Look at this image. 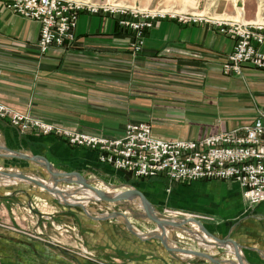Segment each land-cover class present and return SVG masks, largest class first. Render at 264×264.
Here are the masks:
<instances>
[{"label": "crops", "instance_id": "crops-1", "mask_svg": "<svg viewBox=\"0 0 264 264\" xmlns=\"http://www.w3.org/2000/svg\"><path fill=\"white\" fill-rule=\"evenodd\" d=\"M183 1L135 3L145 7L173 4L179 8L184 6ZM241 9L238 0H200L195 10L186 4L181 10L257 18L256 13L250 15L249 10L244 13ZM40 29L39 21L16 15L0 2V101L64 128L121 137L127 122L148 121L158 138L197 140L251 124L257 109L264 106V70L247 65L242 76L223 74L221 66L233 50L234 41L213 25L162 20L150 30L142 51L136 55L129 49L117 22L104 15L81 13L75 44L67 49L53 48L45 55L37 47ZM260 48L264 51V44ZM12 151L44 156L58 171L79 172L110 184L130 183L133 177L102 163L94 150L71 146L54 135L22 133L0 119V264H98L77 260L67 249L55 245L50 236L43 240L22 229L35 230L47 218L42 215L39 219L46 212L59 224L58 228L77 218L86 224L87 241L99 259L112 261L121 257L132 258L135 264H166L164 260L157 262L154 254L166 260L171 257L165 249L161 250L160 240L150 235L159 230L155 222L135 224L130 220L135 232L141 229L148 236L134 234L123 217L98 218L117 210L107 209L101 214L74 204L77 200L66 199L71 202L66 204L65 196L74 199L59 186L66 182L58 185L63 193L55 196L31 181L2 173L23 171L52 183L49 172L50 182L23 168L32 163L47 169L43 160L12 156ZM149 179L154 178L144 180ZM158 181L173 201H189L197 210L224 219L213 226L219 231L232 232L229 225L233 223L246 258L252 264L263 263L264 202L249 206L235 181ZM147 189L141 191L147 195L156 191ZM87 192L95 195L90 189ZM127 229L128 235H118ZM168 238L173 247L179 243ZM230 247L240 253L236 246ZM180 253L172 254L170 264L193 263L192 254ZM72 257L77 260L75 263L70 260ZM198 259L210 263L208 259Z\"/></svg>", "mask_w": 264, "mask_h": 264}, {"label": "built area", "instance_id": "built-area-1", "mask_svg": "<svg viewBox=\"0 0 264 264\" xmlns=\"http://www.w3.org/2000/svg\"><path fill=\"white\" fill-rule=\"evenodd\" d=\"M12 13L41 24L37 47L41 55L53 48L67 49L76 42L81 13L104 15L117 22L134 55L142 51L151 29L162 20L183 24L206 23L234 41L221 66L225 75L242 74L247 65L264 70V22L243 21L210 13L172 8H142L115 0H0ZM199 2V0H198ZM198 7V4L197 6ZM0 119L20 132L54 135L69 145L98 152L99 160L135 178L163 177L170 183L199 180L238 182L249 206L264 202V106L254 121L197 140H165L153 134L148 121H129L121 137L64 128L54 121L22 112L0 101Z\"/></svg>", "mask_w": 264, "mask_h": 264}, {"label": "rangeland", "instance_id": "rangeland-1", "mask_svg": "<svg viewBox=\"0 0 264 264\" xmlns=\"http://www.w3.org/2000/svg\"><path fill=\"white\" fill-rule=\"evenodd\" d=\"M92 1H103V0H92ZM115 1L122 4L133 5L142 8H157V6L155 7L140 6L135 3V0H115ZM194 1L196 3L192 4ZM193 2L191 0H184L183 7H185V4L191 5V10H195L197 8L196 7L197 4L199 7L200 0L199 2L198 0H193ZM238 2H239V6L243 8L241 9L242 12L245 13V11L247 12L249 10L250 15L254 12L257 14V18L255 20L264 22V0H238ZM172 5L173 4H168L158 7L167 8V9L172 8L174 10L185 11V10H181L183 9V7L178 8ZM191 10H187V11L194 12ZM211 15L218 16L215 14H211ZM223 17H227V16H223ZM228 18L239 19L243 21H252L249 18H245V17L244 18L228 17ZM242 74L239 76H242ZM229 76H236V75H229ZM42 166H39L37 164L33 165L32 163H29V164H25L23 168L25 169L28 168V171H31V173L39 177L42 178L46 177L45 179H47V181L50 182L51 176L48 173L47 169ZM85 178L96 187L103 189L105 192L110 194L121 192L131 187L138 188L143 192L146 191L147 187L154 188L156 190L154 194L152 192H150L149 195L145 193V196L148 198L152 206L154 205L153 202H155V205L153 206L155 216L163 220L172 219L177 223L176 225L169 227L167 229L168 236H170L172 239H177V241H179V243L175 245L177 248L193 249V250L208 252L217 255L219 258L226 260L228 263L231 262L238 263L243 260L248 264H252L250 260L246 258L243 251V247L237 240V233H236L237 227L234 228L233 223L229 225L233 228L231 229L232 232L231 231L222 232L221 230L219 231L213 226L219 225L221 224V222L223 223V221H225L224 219L216 218L215 215L213 214L197 210L193 205L189 204V201L179 202V203L173 201L171 199L170 192L165 190L164 186H160V184L158 183L159 182L158 179L159 178L163 179V177H153L154 179L152 180L151 179L144 180V179L132 177L130 183H125V184H120V183L110 184L107 182H102L101 180L93 176H91L90 178L85 176ZM168 183L173 184L170 182ZM59 186L60 188H63V190H67V193H69L75 200L82 201L86 207L90 208L91 210L95 209V211H97L98 213L103 214L106 212L105 210L107 209H109L110 211L117 210L124 212L129 217L130 220L135 222V224H148L147 222L154 223V221L146 215L143 207V202L141 198L138 196H135L132 199L126 201L109 203L105 200H98V201L92 200V197L87 192V188L79 183H69V184L66 183ZM150 197L152 198V200H150L151 199ZM42 215L43 217H47V218L44 219V221H42V223L38 227H36L35 230L30 232V230L27 228H22V229H24L27 233H29L28 235L31 234L32 237H37L43 240H46V238L44 237L46 235L52 237L53 238L52 242L55 245H60L63 248L67 249L71 255L74 254L77 257L76 258L77 260L78 258L91 260L98 264H135L132 258L118 257V258H114V260L112 261L99 259L97 255L94 254L93 250L90 248L89 243L87 241V234L85 230L89 229V227H87L86 224H84L78 218L77 219L75 218L76 220H71L69 224H66L62 227L60 225L61 228H58L59 224L57 225L55 223L54 219H52V216H50V213L46 212V214H41L39 219L43 218ZM0 219L2 218L0 217ZM235 220L236 219H234L233 221ZM156 225L159 228L158 224ZM160 231L161 229L159 228L158 231H154V232H160ZM137 232H139L143 236H148L147 232H144L141 229H139ZM128 233L129 230L127 229L124 230L123 232H120L118 235L120 237H124L125 235H128ZM214 236L220 239H225V241L224 242L217 241ZM230 245L236 246V249H238L240 253L231 251ZM160 248L162 251L165 249L167 252H169L162 242ZM176 252L180 253V251H176ZM169 255L171 257L168 256L167 257L168 260H166V258H163L161 255H157V254H154V257L157 262L158 261L161 262V260H164L166 261V264H170L169 261L172 260L171 258L173 255L170 252ZM198 258L200 257L193 255L192 256L193 263L189 261L188 263L184 262L183 264H214L212 262L210 263L209 262L203 263L204 261L199 262L200 259ZM76 259L72 257L70 260L72 262L74 261L76 262L77 261ZM196 260L198 261L195 262ZM146 263L147 262H138V264H146ZM261 264H264V260L263 263Z\"/></svg>", "mask_w": 264, "mask_h": 264}, {"label": "water", "instance_id": "water-1", "mask_svg": "<svg viewBox=\"0 0 264 264\" xmlns=\"http://www.w3.org/2000/svg\"><path fill=\"white\" fill-rule=\"evenodd\" d=\"M12 153H13L12 156H17V157L19 156V157H23V158L28 159V160H33V161H38V162L43 160L44 165L47 167L48 172L52 176V183L48 184L47 182L43 181L42 179H39L33 175L27 174L23 171H20V172L2 171V173L9 175V176L21 177V178H24V180L31 181L36 185L44 187L45 189H47L48 191L53 193L55 196H58L57 193L63 192L58 186L61 182L79 183L81 185H84L87 189H90L91 191H93L95 193V195L91 196L92 200H94V201L105 200L108 202H120V201L130 200L135 196H139L143 202V207H144L146 215L150 219H152L156 224H158L159 228L161 229L160 232H152L150 235L158 238L171 254L175 255L176 251H181V252H184L187 254H193L194 256H198V257L208 259L210 262H212L214 264H244L243 260L238 262V263H236V262L228 263V262H225L224 260H222L221 258H219L217 255H214V254H211L208 252L193 250V249L177 248V247L171 246L169 244L167 229L169 227L176 225L177 223L172 219L163 220V219L155 216L153 206L151 205L148 198L145 196V194L141 190H138L136 188H131V189H128L125 191L115 193V194H110V193H107L104 190L94 186L91 182H89L85 178V176H83L79 172H62V171L56 170L55 168H53L52 164L48 161V159L44 156H41V155L30 156L27 154H20L16 151H12ZM65 203L71 204V202H69L67 200H65ZM74 204H78V205L86 208L85 204L82 201L75 202ZM112 217H123L125 219V223L128 226L129 230H131L132 233L137 234V232H135V230H134V226L131 223L129 217L122 211H114V212H111L110 214H106L104 216H99L98 218L99 219H108V218H112ZM214 237L216 238L217 241H220V242L225 241V239H220L216 236H214Z\"/></svg>", "mask_w": 264, "mask_h": 264}, {"label": "bare ground", "instance_id": "bare-ground-1", "mask_svg": "<svg viewBox=\"0 0 264 264\" xmlns=\"http://www.w3.org/2000/svg\"><path fill=\"white\" fill-rule=\"evenodd\" d=\"M66 199H69V200H75V199H72V198H68L67 196H65V200H66Z\"/></svg>", "mask_w": 264, "mask_h": 264}, {"label": "trees", "instance_id": "trees-1", "mask_svg": "<svg viewBox=\"0 0 264 264\" xmlns=\"http://www.w3.org/2000/svg\"><path fill=\"white\" fill-rule=\"evenodd\" d=\"M143 179H145V178H143Z\"/></svg>", "mask_w": 264, "mask_h": 264}]
</instances>
